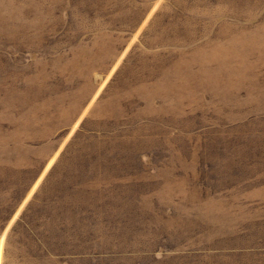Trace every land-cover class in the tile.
<instances>
[{
    "label": "rangeland",
    "instance_id": "1",
    "mask_svg": "<svg viewBox=\"0 0 264 264\" xmlns=\"http://www.w3.org/2000/svg\"><path fill=\"white\" fill-rule=\"evenodd\" d=\"M0 264H264V0H0Z\"/></svg>",
    "mask_w": 264,
    "mask_h": 264
}]
</instances>
